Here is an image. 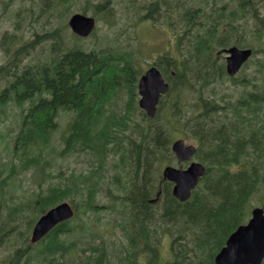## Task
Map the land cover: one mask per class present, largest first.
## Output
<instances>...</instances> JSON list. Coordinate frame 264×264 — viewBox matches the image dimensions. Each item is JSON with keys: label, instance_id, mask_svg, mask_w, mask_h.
Wrapping results in <instances>:
<instances>
[{"label": "trees", "instance_id": "trees-1", "mask_svg": "<svg viewBox=\"0 0 264 264\" xmlns=\"http://www.w3.org/2000/svg\"><path fill=\"white\" fill-rule=\"evenodd\" d=\"M67 1L43 0L44 6L52 3V7ZM220 1L197 0L201 3L187 5L185 0H149L140 4L147 12L138 20L161 18L178 29L176 54L167 47L153 59L169 82L153 117L137 106V77L143 71L132 51L124 47L84 51L68 44L57 27L45 35L53 39L46 60L17 63L12 72L11 62L0 66V77L7 76L0 103L11 101L21 106L23 114L14 150L21 149L23 164L33 166L35 178L38 173L49 175L43 151L58 128L60 111L71 114L62 138L63 153L75 146L94 156L90 168L78 174L79 188L72 173L70 185L40 187L32 194L30 207L23 202L9 207L0 232L11 226V220L14 225L19 223L25 211L32 214L27 221L31 228L48 208L72 199L68 196L73 192L83 210L79 213L78 204L71 203L73 217L53 227L37 242L35 251L23 241L14 253L0 257V264H108L103 240L97 244H92V238L85 241L87 245L80 248L83 257L72 261L66 255L76 248L78 239L65 240L71 231L88 228L81 216L86 211L95 216L98 210L115 207L97 202V189L104 185L110 194V185L117 191L114 197L126 208L127 221L122 227L129 248L124 249L123 264H139L138 255L147 257L145 264H213L228 235L248 218L254 196L264 193V0ZM108 2L96 4L106 15L105 11H111ZM173 18L175 26L170 25ZM229 46L252 50L235 76L225 70L224 50ZM226 80L238 87V94L228 91ZM121 92L126 100L122 111H115L111 102ZM29 100L34 101L26 108ZM177 138L193 139L194 156L205 166L185 201L173 196L172 182L161 173L162 166L176 160L171 143ZM111 169L116 172L106 179L104 173ZM8 180H0L2 203L6 202L3 184ZM164 235L170 237L171 255L160 261L159 242ZM193 252L207 254L206 260Z\"/></svg>", "mask_w": 264, "mask_h": 264}, {"label": "rangeland", "instance_id": "rangeland-1", "mask_svg": "<svg viewBox=\"0 0 264 264\" xmlns=\"http://www.w3.org/2000/svg\"><path fill=\"white\" fill-rule=\"evenodd\" d=\"M148 1L109 0L108 4L111 5V11H105L108 13L106 15L101 11L102 8H97L96 4L100 0H68L56 5V7H52V3L49 6H44L46 2H43V0H0V66L11 62L9 72H12L17 63L21 66L27 63L33 64L39 60L40 62L46 60L49 57L48 48L53 39L47 38L45 35L48 32H52L53 29L60 27L61 33H64V40L68 44H77L84 51L103 47L116 49V51L124 47L128 51H132L142 71H144L156 55L162 54L167 47H175L176 39L174 34L178 32L177 26L170 27L167 25L168 20L165 21L161 18H157L156 20H152L151 18L138 20L140 14L147 12L146 9L141 8L140 4L142 2L147 3ZM225 1L231 4L233 0H221L219 4H224ZM187 2L189 4L194 3L195 5L201 3L197 2V0H185L186 4ZM75 12L90 15L96 20L95 29L84 38L76 39L72 36L74 34L71 33L70 27L67 24L70 15ZM172 21L170 25L175 26L176 19L173 18ZM247 38L254 41L250 35H247ZM169 44H172V47ZM132 53L129 54L132 55ZM172 53L176 54L175 48H172ZM222 55L220 53L219 56ZM218 61L222 62L220 58H218ZM250 68L251 66L249 65L248 69ZM6 77V75L0 77V90L6 84ZM232 83L231 80H226L224 84L228 85V91L234 90L238 94V87ZM34 99H37V95ZM125 100L126 94L125 92H121L112 100L111 106H113L115 111H122ZM33 101H26L24 106L28 108ZM0 104H2L0 106V180L6 177L9 178V184L8 182L7 185L3 184L4 189H2L6 202L2 203L0 196L1 226L2 220L6 219L8 211H10L9 207L15 208L21 202L24 205L28 204L30 207L29 200L34 192L39 191L40 187L45 189L48 185H55L57 183L70 185L68 178L73 173L74 181L78 185L77 188H79L82 182L79 181L78 174L86 172L90 168L94 161V156L92 154L89 155L87 152L78 151L75 146L70 147L69 150L66 149L63 153L65 143L62 138L68 131L71 114L60 111L57 118L58 128L52 135V140L43 151V156L49 162V175L41 177L38 173V177L35 178L33 166L30 163L25 166L20 154L21 149L15 152L13 146L15 134L23 117L21 113L22 108L11 101ZM185 141L187 144L196 145V142L191 138L185 139ZM34 152L37 153V151ZM194 159L197 160L196 156L193 157ZM117 161L119 162V159ZM177 164L176 160L171 163L174 166H177ZM110 166L111 164H108V167ZM12 168L14 169L10 173ZM114 170L116 169H111V171L104 173L106 179L113 177L116 172ZM92 179L94 180V177ZM107 188L106 185L99 186L96 192V200L101 206L113 205L115 207L98 210L95 216L92 211H86L85 215H81L85 219L88 228H84L82 232L76 230L67 234L66 241L78 239L76 248L66 255L68 260L72 261L82 258L83 252L80 248L85 247L87 245L85 241L92 238L90 239L93 240L92 244L100 243L102 240L105 242L104 245L108 251V264H123L122 260L125 257L124 249L129 248L126 230H123L122 227L123 223L127 221L123 214V210L126 211V208L125 205H122V202H118L114 197L117 191L110 185L112 193L110 194ZM263 194L258 193L254 196V199L250 202L252 207L261 206L264 208ZM71 195L68 197L72 199L66 201L78 204V209L81 211L79 213H82L83 209L79 196L76 195V192H73ZM31 216L30 211H25L19 223L14 225V220H11V226L0 232V257H5L9 252L14 253L15 249L23 241L30 243L32 246L31 251H35L39 247V244L30 242L33 225L29 228L27 221ZM97 216H99L98 220L95 219ZM10 218H13V215H10ZM76 221L78 219H75L71 223H76ZM25 236L27 238L23 240ZM169 239V235H164L160 239V261L170 258L171 254L168 252ZM190 253L192 254V252ZM193 253L196 256L200 255V252ZM206 257L207 254L205 253L200 255V258H203L204 261ZM146 258L144 255L137 256L139 264H145Z\"/></svg>", "mask_w": 264, "mask_h": 264}, {"label": "water", "instance_id": "water-1", "mask_svg": "<svg viewBox=\"0 0 264 264\" xmlns=\"http://www.w3.org/2000/svg\"><path fill=\"white\" fill-rule=\"evenodd\" d=\"M68 24L71 30L86 37L95 27V19L83 13H73ZM226 51L225 69L227 74L234 75L252 53L250 48L231 46ZM160 70L149 67L138 80V105L149 117L156 113L159 97L168 89ZM171 149L178 161H187L194 154L196 148L186 144L184 139H175ZM205 168L198 161H191L185 168L166 165L162 170L164 179L172 181V194L180 201L187 200L191 190L197 185ZM74 214L72 206L67 201H61L50 207L35 221L30 235V241L36 242L55 225L69 219ZM264 259V210L259 206L251 209L248 220L236 227L227 237L225 244L214 256V264H263Z\"/></svg>", "mask_w": 264, "mask_h": 264}, {"label": "flooded vegetation", "instance_id": "flooded-vegetation-1", "mask_svg": "<svg viewBox=\"0 0 264 264\" xmlns=\"http://www.w3.org/2000/svg\"><path fill=\"white\" fill-rule=\"evenodd\" d=\"M171 40V39H170ZM155 59V58H154ZM155 62V60H153V62H151V64H153ZM8 92H11V90L9 89ZM264 260V259H263Z\"/></svg>", "mask_w": 264, "mask_h": 264}]
</instances>
